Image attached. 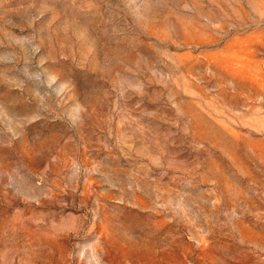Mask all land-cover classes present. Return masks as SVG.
<instances>
[{
	"label": "rangeland",
	"instance_id": "374dc122",
	"mask_svg": "<svg viewBox=\"0 0 264 264\" xmlns=\"http://www.w3.org/2000/svg\"><path fill=\"white\" fill-rule=\"evenodd\" d=\"M0 264H264V0H0Z\"/></svg>",
	"mask_w": 264,
	"mask_h": 264
}]
</instances>
